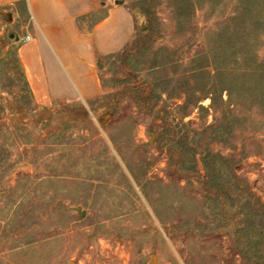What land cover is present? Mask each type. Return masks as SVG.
Segmentation results:
<instances>
[{"label":"rangeland","instance_id":"374dc122","mask_svg":"<svg viewBox=\"0 0 264 264\" xmlns=\"http://www.w3.org/2000/svg\"><path fill=\"white\" fill-rule=\"evenodd\" d=\"M111 3L97 100L0 64V264H264V0Z\"/></svg>","mask_w":264,"mask_h":264},{"label":"crops","instance_id":"0c3cea01","mask_svg":"<svg viewBox=\"0 0 264 264\" xmlns=\"http://www.w3.org/2000/svg\"><path fill=\"white\" fill-rule=\"evenodd\" d=\"M0 18V64L17 67L42 107L97 100L99 59L118 52L133 22L111 0H0Z\"/></svg>","mask_w":264,"mask_h":264},{"label":"built area","instance_id":"2783aa9c","mask_svg":"<svg viewBox=\"0 0 264 264\" xmlns=\"http://www.w3.org/2000/svg\"><path fill=\"white\" fill-rule=\"evenodd\" d=\"M28 40H29V37H28V36H26V37H25V41H28Z\"/></svg>","mask_w":264,"mask_h":264},{"label":"trees","instance_id":"16d2710c","mask_svg":"<svg viewBox=\"0 0 264 264\" xmlns=\"http://www.w3.org/2000/svg\"><path fill=\"white\" fill-rule=\"evenodd\" d=\"M15 63H16V61H15ZM15 66H16V64H15ZM16 69H17V67H16Z\"/></svg>","mask_w":264,"mask_h":264}]
</instances>
